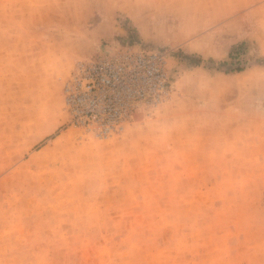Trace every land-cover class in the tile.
<instances>
[{
	"label": "rangeland",
	"instance_id": "374dc122",
	"mask_svg": "<svg viewBox=\"0 0 264 264\" xmlns=\"http://www.w3.org/2000/svg\"><path fill=\"white\" fill-rule=\"evenodd\" d=\"M127 45L168 94L71 123L75 64ZM0 264H264V0H0Z\"/></svg>",
	"mask_w": 264,
	"mask_h": 264
},
{
	"label": "built area",
	"instance_id": "2783aa9c",
	"mask_svg": "<svg viewBox=\"0 0 264 264\" xmlns=\"http://www.w3.org/2000/svg\"><path fill=\"white\" fill-rule=\"evenodd\" d=\"M248 50L245 43L235 47L228 62L240 65ZM166 55L160 48L127 45L78 61L65 86L70 122L108 134L115 132L135 107L155 106L171 88Z\"/></svg>",
	"mask_w": 264,
	"mask_h": 264
},
{
	"label": "trees",
	"instance_id": "16d2710c",
	"mask_svg": "<svg viewBox=\"0 0 264 264\" xmlns=\"http://www.w3.org/2000/svg\"><path fill=\"white\" fill-rule=\"evenodd\" d=\"M242 44H243V43L241 42V43H240L239 45H237L236 47H239V46L241 47V46H242ZM235 51H238V49H237V50H235ZM231 54H232V53H231V52H229V55H231ZM237 68H240V67H237Z\"/></svg>",
	"mask_w": 264,
	"mask_h": 264
},
{
	"label": "crops",
	"instance_id": "0c3cea01",
	"mask_svg": "<svg viewBox=\"0 0 264 264\" xmlns=\"http://www.w3.org/2000/svg\"><path fill=\"white\" fill-rule=\"evenodd\" d=\"M260 52V51H259Z\"/></svg>",
	"mask_w": 264,
	"mask_h": 264
}]
</instances>
